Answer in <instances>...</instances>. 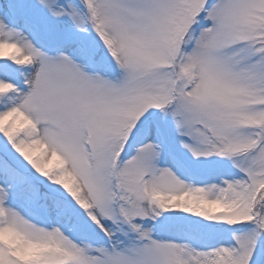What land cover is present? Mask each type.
I'll use <instances>...</instances> for the list:
<instances>
[{
    "label": "snow or ice",
    "instance_id": "1",
    "mask_svg": "<svg viewBox=\"0 0 264 264\" xmlns=\"http://www.w3.org/2000/svg\"><path fill=\"white\" fill-rule=\"evenodd\" d=\"M0 264H264V0H0Z\"/></svg>",
    "mask_w": 264,
    "mask_h": 264
}]
</instances>
